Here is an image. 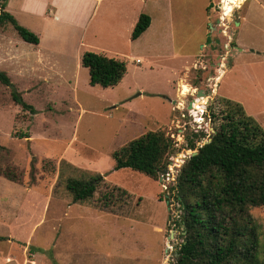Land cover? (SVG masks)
<instances>
[{
	"label": "rangeland",
	"instance_id": "rangeland-1",
	"mask_svg": "<svg viewBox=\"0 0 264 264\" xmlns=\"http://www.w3.org/2000/svg\"><path fill=\"white\" fill-rule=\"evenodd\" d=\"M86 1L8 0L5 8L41 42L25 41L10 22L0 27V69L11 79L0 81V264H174L181 210L167 196L193 151L186 135L204 131L199 143L208 139L222 122L209 106L219 116L225 99L264 127V0H173V11L149 4L153 27L145 40L131 42L113 39L111 29L123 24L110 13V0L81 31L78 11ZM54 2L65 14L58 20ZM81 50L125 60V77L113 87L91 85L89 70L76 68ZM37 55L67 59L77 89L40 77L30 63ZM11 84L34 113L15 101ZM200 89L206 95L199 97ZM159 129L174 148L158 179L115 169V150ZM7 170L19 178L9 179ZM83 173L105 179L91 201H74L64 179ZM107 196L112 202L104 206ZM251 213L261 226L263 257L264 207Z\"/></svg>",
	"mask_w": 264,
	"mask_h": 264
},
{
	"label": "trees",
	"instance_id": "trees-1",
	"mask_svg": "<svg viewBox=\"0 0 264 264\" xmlns=\"http://www.w3.org/2000/svg\"><path fill=\"white\" fill-rule=\"evenodd\" d=\"M7 4L8 0H0V27L10 22L21 38L39 44V36L21 25L5 9ZM150 24L151 16L141 12L131 38L136 40ZM82 64L89 70V83L103 88L118 85L128 70L125 60L91 50L83 53ZM0 81L11 83L1 69ZM13 97L23 108L36 111L17 92ZM224 103L226 109L220 117L214 106H209L211 118L222 122L208 139L199 143L207 137L204 131L186 135L187 147L197 153L184 161L169 187L167 200L177 201L181 210L175 222L181 228L182 241L174 264H264L261 226L251 213L253 208L264 207V127L240 103L230 99ZM173 148V138L164 130H149L113 152L114 167H129L158 179ZM5 175L19 178L8 170ZM104 179L100 173H83L66 176L64 182L74 201L86 202L92 200ZM109 198L104 206L112 202Z\"/></svg>",
	"mask_w": 264,
	"mask_h": 264
},
{
	"label": "crops",
	"instance_id": "crops-1",
	"mask_svg": "<svg viewBox=\"0 0 264 264\" xmlns=\"http://www.w3.org/2000/svg\"><path fill=\"white\" fill-rule=\"evenodd\" d=\"M68 2V6H70V3L72 0H66ZM104 0H87L83 5H81V8H79L80 13L79 20H78V27L81 31H88L90 30L93 21L94 16H96V11L99 7V4L102 3ZM130 0H110V8L109 11L113 16H116L118 19V22L121 21L123 24V28L121 30H114L111 29V35L114 40L118 39L122 40L125 39V42H131V41H143L148 37V33L151 31V27H153V14L149 11V4H152L154 10H166L171 9L173 11V0H132L134 2L129 3ZM56 5L53 8L54 11L51 13V15L54 17L55 20H58L57 17H61V15H65L64 12L61 11L60 5H58L56 2H54ZM91 3V4H90ZM93 4H95L93 6ZM76 4H74L75 6ZM91 5L93 6V9H91ZM67 12V11H66ZM70 12V11H69ZM72 12V11H71ZM75 12V11H74ZM141 12H145L151 16V24L150 26L139 36L136 40H133L131 38V33L133 30V27L138 19V16ZM55 13V14H54ZM171 15V13H170ZM169 15V27L173 29V26H171V16ZM186 18H189V14H184ZM191 17V15H190ZM171 23V24H170ZM174 39V35L172 32V37ZM175 41V40H174ZM41 42V41H40ZM37 45V44H36ZM85 52V50H81L78 54V60L76 62V68H80L83 70V68L87 67L83 66L82 64V55ZM12 56H10L11 58ZM35 60L32 62L30 61L31 68L34 67L35 70H37V73H40V77L47 78L45 79L46 82L49 80V77L51 75L54 76V79H58L62 81L60 84H56L57 86L61 87L63 85V82L67 80V86H72V89H77V74L74 73L71 69L70 62L60 57H51L47 56V58H43L42 56L37 55V58H34ZM140 60V58H137V60ZM72 73V74H71ZM43 74V76H42ZM45 74V75H44ZM89 75V71H88ZM90 78V77H89ZM55 85V84H54ZM53 85V86H54ZM66 86V87H67ZM100 86V85H95ZM70 89V87H68ZM219 89V87H218ZM218 91V90H217ZM160 229V226H159ZM58 262L57 264H59ZM83 263V262H82ZM8 264V263H7ZM28 264V263H27ZM63 264V263H62Z\"/></svg>",
	"mask_w": 264,
	"mask_h": 264
},
{
	"label": "water",
	"instance_id": "water-1",
	"mask_svg": "<svg viewBox=\"0 0 264 264\" xmlns=\"http://www.w3.org/2000/svg\"><path fill=\"white\" fill-rule=\"evenodd\" d=\"M212 40H213V39H212L211 33L209 32V33H208V36H207V44H208V45H211L212 47H214L215 45H213ZM216 42L219 43V40L216 39ZM10 86L12 87V89H13L14 92H17V90H16V88H15V86H14L13 84H11ZM17 93H18V92H17ZM18 94H19V93H18ZM197 95L200 97V96H203V95H206V94H205V92L203 91V89H200V91H198ZM195 100H196V99H194L193 101L190 102V104H189V108H192V107L194 106V101H195ZM195 153H197V150H193L191 154H195ZM172 233H173V231H172Z\"/></svg>",
	"mask_w": 264,
	"mask_h": 264
},
{
	"label": "bare ground",
	"instance_id": "bare-ground-1",
	"mask_svg": "<svg viewBox=\"0 0 264 264\" xmlns=\"http://www.w3.org/2000/svg\"><path fill=\"white\" fill-rule=\"evenodd\" d=\"M186 86H188V85H185L184 88H185ZM186 91H187V90H186ZM186 91H185V92H186ZM181 94H182V95H185L184 93H181Z\"/></svg>",
	"mask_w": 264,
	"mask_h": 264
},
{
	"label": "clouds",
	"instance_id": "clouds-1",
	"mask_svg": "<svg viewBox=\"0 0 264 264\" xmlns=\"http://www.w3.org/2000/svg\"><path fill=\"white\" fill-rule=\"evenodd\" d=\"M225 8H227V5H225Z\"/></svg>",
	"mask_w": 264,
	"mask_h": 264
},
{
	"label": "built area",
	"instance_id": "built-area-1",
	"mask_svg": "<svg viewBox=\"0 0 264 264\" xmlns=\"http://www.w3.org/2000/svg\"><path fill=\"white\" fill-rule=\"evenodd\" d=\"M137 61H139V59Z\"/></svg>",
	"mask_w": 264,
	"mask_h": 264
}]
</instances>
